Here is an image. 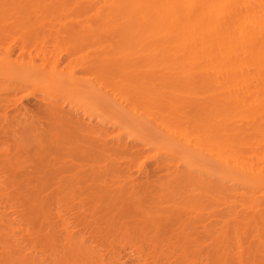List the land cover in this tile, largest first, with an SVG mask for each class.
<instances>
[{"label":"bare ground","instance_id":"bare-ground-1","mask_svg":"<svg viewBox=\"0 0 264 264\" xmlns=\"http://www.w3.org/2000/svg\"><path fill=\"white\" fill-rule=\"evenodd\" d=\"M175 260L264 264V0H0V264Z\"/></svg>","mask_w":264,"mask_h":264},{"label":"rangeland","instance_id":"rangeland-1","mask_svg":"<svg viewBox=\"0 0 264 264\" xmlns=\"http://www.w3.org/2000/svg\"><path fill=\"white\" fill-rule=\"evenodd\" d=\"M34 100V101H33ZM27 101V102H26ZM34 103V104H33ZM36 104V105H35ZM38 105V106H37ZM24 106L25 107H27V110L29 109L30 110V112H29V114L30 115H32V113H33V116H35V115H37V117L35 116L33 119H34V121H37V122H39L38 120H40V123H42L43 121V123L42 124H40V123H37V127H38V125H41V126H45L46 125V127H49V124H50V126H51V122H52V120L50 119V117L48 116V114L46 113V112H44L43 110H41L40 109V105H39V103L37 102V100L35 99V98H30L29 100H25V102H24ZM39 107V108H38ZM41 108H42V106H41ZM38 109H39V111H38ZM43 111V112H42ZM34 113H35V115H34ZM45 113V114H44ZM31 118V119H32ZM32 119V120H33ZM36 119H38V120H36ZM47 120H48V122H47ZM49 120H51V121H49ZM45 121H46V123H45ZM36 123V122H35ZM45 123V124H44ZM34 123H33V121H32V125H33ZM35 125V124H34ZM34 125H33V127H34ZM35 127H36V125H35ZM36 127V128H37ZM47 150H49V149H47ZM54 149H52V150H50L52 153H54V155L56 154V156H53V157H57L58 156V154H60V153H58L56 150V152L57 153H55V151H53ZM50 151L48 152V151H46L48 154L50 153ZM62 152V151H61ZM65 152V151H64ZM46 153V154H47ZM51 153V154H52ZM69 154V153H68ZM68 154H63L62 155V157H63V160H66V158H67V156H68ZM71 155V154H70ZM49 157H50V154L48 155ZM66 157V158H65ZM69 157L70 156H68V158L67 159H69ZM71 158V157H70ZM82 161V162H80V161ZM83 161H85V162H83ZM76 162H77V164H76V166H75V168H78L79 167V163H89L87 160H83V159H81V158H79V159H77L76 160ZM149 164V167H148V169H150V171H153V166H152V164H153V162H150V163H148ZM74 167V166H73ZM53 180H55V177H53L51 180H49V182L51 183V186L49 185V183L48 182H46L47 184L45 185V188L48 190V188L49 189H51V187L54 185L53 183H52V181ZM56 181V180H55ZM55 181H53L54 183H55ZM49 186V187H48ZM42 189V186H41V188H40V190ZM86 193V192H85ZM98 193V192H97ZM100 193V192H99ZM111 193H113V191L111 192H107L106 194H104L103 195V197H101L100 195L102 194V193H100L99 195L98 194H95L94 196H92L91 195V193L90 194H87V201H86V203H88V207L91 209V207L93 208L94 206H97L98 204H101V203H105L106 201H108V200H110L111 198H112V196L114 195V193H113V195L111 194ZM81 195H83V196H80V197H84V196H86L85 194H81ZM88 195H89V197H88ZM90 195L92 196V197H90ZM98 195V196H97ZM101 197V198H100ZM94 198H96V199H94ZM98 198V199H97ZM89 200V201H88ZM98 202H97V201ZM111 206H113V205H110V208L112 209L113 207H111ZM87 207V206H86ZM87 207V208H88ZM89 209V210H90ZM100 211H101V209H100ZM117 212V211H113L112 213H110L109 214V216H107V217H110L112 214H115V213ZM122 212H124V213H122ZM120 213H122V214H120ZM99 214H100V212H99ZM123 214H128V215H130L131 216V218L132 219H134V220H136V221H138L139 220V218H142V217H144L145 216V214H142V213H140V212H135V211H132V210H128V209H124V210H122L121 212H119V216H117V217H115V220L116 219H118V218H120V219H118V221L116 220V223L114 224V225H110V226H108L107 225V217L106 218H104V219H106V220H104V219H102V220H100L99 221V223L96 225L99 229H98V234H100V235H107L108 237H110V236H112V235H114L116 232H117V229L120 227V225H121V223H122V221H124L125 220V218L123 217L124 215ZM124 229H126L125 227H124ZM170 234V233H169ZM172 235H173V233H172ZM182 236H183V234H182ZM143 236H139V237H136V238H133V240L135 239V241L136 240H138V239H141ZM173 237V238H172ZM177 239V237L175 236L174 237V235L173 236H171V242L172 241H175L176 239ZM183 238V237H182ZM184 238H186V236H185V234H184ZM183 238V239H184ZM202 240H204V238H201ZM182 241H184V240H182ZM168 242V241H167ZM165 243V242H164ZM168 243H170V242H168ZM116 244V243H115ZM182 244H183V242H182ZM119 245H121V244H119ZM115 246V245H114ZM113 247V245H111L109 248H112ZM116 247V246H115ZM121 254H122V256H126L125 257V259L124 260H129V259H132L133 260V258H134V255L132 254V252H131V250L129 249V248H125L124 250H121ZM127 258H129V259H127ZM172 264H184V262H183V260H175V261H173L172 262Z\"/></svg>","mask_w":264,"mask_h":264}]
</instances>
